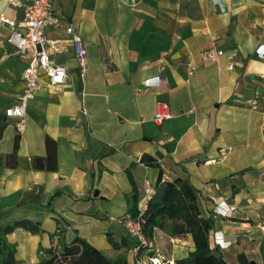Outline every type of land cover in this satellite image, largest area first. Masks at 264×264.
Segmentation results:
<instances>
[{
    "label": "crops",
    "instance_id": "0c3cea01",
    "mask_svg": "<svg viewBox=\"0 0 264 264\" xmlns=\"http://www.w3.org/2000/svg\"><path fill=\"white\" fill-rule=\"evenodd\" d=\"M27 2L0 0V13L18 21ZM53 8L60 27L47 36L66 37L73 22L86 67L68 46L57 56L68 67L64 90L51 91L41 77L22 118L5 110L19 103L27 61L0 26V230L23 220L40 229L5 236L15 263L37 264L78 239L132 264L134 240L111 218L137 207L145 180L156 189L160 179L194 188L193 207L211 218L210 246L226 264H241V254L261 264L264 59L255 51L264 45V0H53ZM162 102L170 118L156 124ZM219 201L231 215L214 213ZM214 233L231 246L220 250ZM158 238L154 231L150 252L167 258L194 250L189 235L169 236L168 252Z\"/></svg>",
    "mask_w": 264,
    "mask_h": 264
},
{
    "label": "built area",
    "instance_id": "2783aa9c",
    "mask_svg": "<svg viewBox=\"0 0 264 264\" xmlns=\"http://www.w3.org/2000/svg\"><path fill=\"white\" fill-rule=\"evenodd\" d=\"M5 1L8 4L17 2V0ZM213 1L218 2V0ZM0 26L8 27L7 44L14 49L18 56L27 61L21 74L24 83L23 94L17 105L5 110V116L24 117L27 102L34 97L39 89L41 77L47 79V86L51 91L60 93L64 90L68 80V67L59 62L57 56L64 53L68 46L72 47L77 64L81 72H84L87 52L81 37L75 31L73 22L67 21L64 26L63 31L66 37L47 36L46 29L48 27L52 29L60 27V18L53 8V0H28L23 7L22 18L18 21L9 19L0 13ZM255 54L258 58L264 59V45L259 46ZM149 85H151L150 80L144 82V86ZM169 118L168 105L160 103L159 111L154 115L153 121L156 124H161ZM155 190V187L145 180L143 195L137 204L135 215L129 213L119 218H111L124 228L129 238L134 240V245L131 248L132 264H177L176 260L165 257L158 250L150 252L153 246L143 233V218L149 203L154 198ZM213 211L220 217L232 214V210L224 201L216 202ZM213 244L220 250L228 249L231 246V242L225 241L218 233L213 234ZM55 249L57 252L60 250L59 247H55Z\"/></svg>",
    "mask_w": 264,
    "mask_h": 264
},
{
    "label": "trees",
    "instance_id": "16d2710c",
    "mask_svg": "<svg viewBox=\"0 0 264 264\" xmlns=\"http://www.w3.org/2000/svg\"><path fill=\"white\" fill-rule=\"evenodd\" d=\"M49 143V142H47ZM18 140L15 142L14 151L8 156L15 159ZM141 161L146 166H157L154 159L144 155ZM35 168H42V159H35ZM156 187L153 200L149 203L144 215L143 233L149 241L152 240L155 230L168 229L169 236L174 238L189 235L193 242L194 250L188 257L176 261L177 264H226L221 256L214 253L209 242V232L212 229L210 217L203 218L193 205L197 194L194 188L185 181L160 182ZM136 203L132 202L130 214L135 215ZM16 228H22L32 234L39 232V225L30 221H18L13 225L0 230V264H16L14 249L5 241V236ZM134 243L132 244L133 247ZM262 263L264 264V237L259 247ZM46 259L37 264H126L122 259L105 257L82 240H75L71 245H62L60 250H48ZM241 264L246 263V258L238 256Z\"/></svg>",
    "mask_w": 264,
    "mask_h": 264
},
{
    "label": "rangeland",
    "instance_id": "374dc122",
    "mask_svg": "<svg viewBox=\"0 0 264 264\" xmlns=\"http://www.w3.org/2000/svg\"><path fill=\"white\" fill-rule=\"evenodd\" d=\"M155 232H156V235L159 237L157 240L156 246H158L162 251L168 252L170 249V245H169L170 238H169L168 229L160 230V231L155 230Z\"/></svg>",
    "mask_w": 264,
    "mask_h": 264
},
{
    "label": "water",
    "instance_id": "95a60500",
    "mask_svg": "<svg viewBox=\"0 0 264 264\" xmlns=\"http://www.w3.org/2000/svg\"><path fill=\"white\" fill-rule=\"evenodd\" d=\"M244 264H254L253 262H251V263H244Z\"/></svg>",
    "mask_w": 264,
    "mask_h": 264
}]
</instances>
